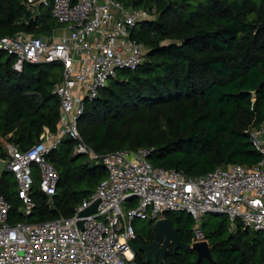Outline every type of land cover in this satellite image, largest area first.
Returning <instances> with one entry per match:
<instances>
[{
	"label": "trees",
	"instance_id": "obj_1",
	"mask_svg": "<svg viewBox=\"0 0 264 264\" xmlns=\"http://www.w3.org/2000/svg\"><path fill=\"white\" fill-rule=\"evenodd\" d=\"M119 1L126 7L142 5L156 17L139 22L132 32L147 49L143 63L134 70H118L97 98L85 100L78 125L86 142L99 153L150 148L152 165L192 177L230 163L251 167L260 161L263 155L246 130L264 122V28L257 31L264 22V0ZM29 3L0 0V36L48 35L61 25L50 8L42 7L34 17ZM166 39L182 44L165 46ZM14 62L13 56L0 52L1 158L6 142L26 150L45 127L56 131L61 117L60 100L53 93L61 77L51 69H63L62 64L25 62L17 71ZM73 147V139L64 137L49 154L60 175L58 190L50 199L35 186L31 216L18 209V194L11 191L16 182L5 172L0 195L11 203L10 222L71 217L107 176L102 163L74 154ZM222 216L204 232L214 263L204 259L200 264H264V235L238 225L225 236L228 216ZM165 217L178 228L181 240L191 244L192 214L168 211ZM154 236L152 228L147 237L137 232L135 241L151 243ZM237 237L243 249L235 244ZM197 257L194 249L171 247L157 264H197ZM136 259L154 264L145 263L143 255Z\"/></svg>",
	"mask_w": 264,
	"mask_h": 264
},
{
	"label": "built area",
	"instance_id": "obj_2",
	"mask_svg": "<svg viewBox=\"0 0 264 264\" xmlns=\"http://www.w3.org/2000/svg\"><path fill=\"white\" fill-rule=\"evenodd\" d=\"M42 7L51 9L66 34L57 36L59 27L42 36H0V52L15 58L17 71L25 62L62 64L53 90L60 100V122L56 131L45 127L26 150L6 142L5 170L15 176L27 216L36 207L34 172L40 175V193L50 199L57 193L60 175L48 156L64 137L73 139L74 154L102 163L108 174L71 217L12 223L11 203L0 195V264H139L129 244L137 239L134 220L156 222L168 211L192 214V243L207 240L201 219L208 213L227 215L231 231L240 225L264 233V122L246 130L263 155L260 161L251 167L230 163L195 177L155 167L148 160L150 148L99 153L79 129L85 100L97 98L118 70H134L145 60L147 49L132 32L139 22L155 19V11L126 7L119 0H43ZM135 200L136 206L126 207ZM94 203L95 212L80 214Z\"/></svg>",
	"mask_w": 264,
	"mask_h": 264
},
{
	"label": "water",
	"instance_id": "obj_3",
	"mask_svg": "<svg viewBox=\"0 0 264 264\" xmlns=\"http://www.w3.org/2000/svg\"><path fill=\"white\" fill-rule=\"evenodd\" d=\"M43 0H37L31 3V6L34 8V17H38L41 14ZM264 28V22L258 25L257 31ZM165 46L168 45H181L182 40L178 39H166L162 43ZM253 95H256V92H253ZM7 172L5 170V160L0 157V184L1 180ZM43 196L46 194L41 192ZM97 210V203H94L88 209L83 210L80 214L81 215H88L92 212ZM81 223V222H80ZM155 236L154 240L149 243L145 244L144 242H135L133 240L129 241L130 246L132 247L133 251L136 255H140L144 253L145 263H149L151 260L153 263H157L158 258L160 257L162 260L165 259L166 252L173 247L175 250L181 248L184 250L194 249L197 254V264H200L204 259H208L212 263L213 257L211 253V247L208 240L203 241H196L192 244L185 243L181 240L179 235V230L177 227H174L167 217H163L155 222ZM235 244L242 248V244L239 241V238H236Z\"/></svg>",
	"mask_w": 264,
	"mask_h": 264
},
{
	"label": "rangeland",
	"instance_id": "obj_4",
	"mask_svg": "<svg viewBox=\"0 0 264 264\" xmlns=\"http://www.w3.org/2000/svg\"><path fill=\"white\" fill-rule=\"evenodd\" d=\"M139 7H142V5H139ZM51 71H52V73L54 75H57V76L62 77V71H63L62 68L55 66V67H53L51 69ZM34 177H35L34 192H35V186H36L37 189H39L38 187H39V183H40V175L38 174V172H34ZM7 178L9 179V181H11V183L14 182V180L16 182L15 176L13 174H11V173L7 175ZM11 191H12V194L14 196H16V193H17V183H16V185L13 183L12 188H11ZM90 195H88V196H90ZM18 203H19L18 209L23 212L24 204L22 203V200L19 199L18 200ZM50 203H51V201H50ZM136 205H137L136 200L135 201H129V202L126 203V207L127 208L134 207ZM162 216L165 217V214L162 215ZM35 217L36 216L34 215L30 219L31 220H34ZM223 219L224 218H223L222 215H213V214H210V213L205 214L202 217V219H201V229H202V231L203 232L208 231V229L210 228V226H216V225H218ZM150 221L151 220H149V219H141V218H138V219L134 220V223L133 224H134V227H135V229H136V231L138 233H140L144 237H147L149 235V233H150V230L152 228H154V226H155V221H152V222H150ZM203 222H206V225L204 227L202 226V223ZM230 231H231L230 230V220L228 218V221H227V230L224 231V235L227 236ZM254 233H256V231L251 230V234H254ZM261 234L264 235V233H261Z\"/></svg>",
	"mask_w": 264,
	"mask_h": 264
},
{
	"label": "crops",
	"instance_id": "obj_5",
	"mask_svg": "<svg viewBox=\"0 0 264 264\" xmlns=\"http://www.w3.org/2000/svg\"><path fill=\"white\" fill-rule=\"evenodd\" d=\"M59 27H60V29H59V31H57V36H64V34H66V31L64 30V26H62V24H61Z\"/></svg>",
	"mask_w": 264,
	"mask_h": 264
},
{
	"label": "flooded vegetation",
	"instance_id": "obj_6",
	"mask_svg": "<svg viewBox=\"0 0 264 264\" xmlns=\"http://www.w3.org/2000/svg\"><path fill=\"white\" fill-rule=\"evenodd\" d=\"M135 242H140V241H135ZM145 244H149V243H145ZM170 248H171V247H170ZM142 255L144 256V253H141L140 255H136V256H140V257H141ZM159 258H160V257H159ZM151 261H152V260H151ZM157 261H158V260H157ZM152 262H153V261H152ZM154 264H157V263H154Z\"/></svg>",
	"mask_w": 264,
	"mask_h": 264
}]
</instances>
